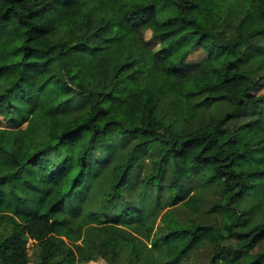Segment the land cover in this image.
<instances>
[{
    "label": "trees",
    "instance_id": "obj_1",
    "mask_svg": "<svg viewBox=\"0 0 264 264\" xmlns=\"http://www.w3.org/2000/svg\"><path fill=\"white\" fill-rule=\"evenodd\" d=\"M198 48L207 56L188 64ZM263 80L264 0H1L0 264H29L30 240L37 264H154L121 228L143 210L122 217L109 204L132 177L162 197L167 175L162 226L145 229L161 264H192L206 245L209 264H264V93L253 92ZM74 96L90 108L63 121ZM200 96L231 109L177 129L173 116L194 121ZM246 111L258 115L232 128ZM116 141L126 151L117 164L102 160L110 179L92 208H69L98 178L94 152ZM196 170L217 189L216 224L198 221L205 199L183 188Z\"/></svg>",
    "mask_w": 264,
    "mask_h": 264
},
{
    "label": "rangeland",
    "instance_id": "obj_2",
    "mask_svg": "<svg viewBox=\"0 0 264 264\" xmlns=\"http://www.w3.org/2000/svg\"><path fill=\"white\" fill-rule=\"evenodd\" d=\"M1 2V0H0ZM233 3L240 4V0H233ZM147 39L150 42V45L158 50L160 49V41L151 35L150 32L147 33ZM207 56V52L202 49L198 48L195 49L188 57V64H196L200 62L202 59H204ZM256 94L264 93V80L258 84L256 89L253 91ZM194 102L196 103L197 110H198V116L194 121H191L187 123L183 118H180V116L177 114V116H173V120L175 122V125L177 129L183 130V131H190L194 128L198 127L199 125H202L206 123L211 117H220L222 116L226 111L231 109L230 105L226 102H219L213 105L212 107H209L204 99V96L196 97L194 98ZM90 108V104L87 101H84L83 99L74 96L68 99L67 103L64 104V112L60 116L61 120L67 121L71 120L75 117H77L80 114L85 113ZM258 111H246L242 113L238 118H236L232 123L231 127L235 128L238 125H240L243 122H246L250 119H253L257 117ZM117 145L115 148H109L106 146L99 147L92 156V164L94 165L95 169L92 172V175L95 176L97 172L101 169L104 159H107L108 156L114 158L112 159L113 164L119 163V161L122 160L123 154L126 151V147L124 146V143L121 141H116ZM149 171V164L148 162L140 169V174L145 175ZM98 177V178H97ZM144 177V176H143ZM96 178H91L89 189L87 191L83 190L80 192L77 200L74 202H70L68 204V207H72L74 204L77 205V207H82L81 211L85 212L91 207L92 205V198L96 197L97 195H100L103 191V189L106 186V183H108L110 179V169L104 168L101 169L99 172V175H96ZM170 177L167 175L164 180H162L161 184L163 186L162 190V197H158L159 191L156 190L155 187L150 186L145 194L142 192V188L136 180L131 178L129 181V184L127 185L126 189L124 190V193L119 199H117L115 202H112L109 204V212L111 214L119 213L122 216V213L124 212V209L128 207H135V210H143V221L140 223H136L133 221H130L129 219H126L124 217L121 228L122 232L129 236L131 235L133 238L137 240L139 243V246L142 251L143 256L150 257L154 264H161L163 261V250L158 248H153L149 243L145 236V229L147 226L154 225L158 228L162 226V217L165 213L167 207H169V203L166 202V198L168 197L169 193L167 190V187L170 185ZM184 190L186 191H192V192H199L200 195L205 199V202L207 204V207L204 208V210L197 215V219L199 222L203 224H216L219 221V215L213 212L208 211L209 204L217 198V189L214 185H206L202 181V170H196L194 172V177L189 179L188 181L184 182ZM84 191L86 192L85 198L80 202L84 195ZM102 191V192H101ZM160 198V199H158ZM94 202L98 204V200L94 199ZM96 207V206H95ZM179 207V206H178ZM176 209V214L178 217L185 221L187 217L189 216V213L186 210H183L181 208ZM123 217V216H122ZM29 249V258L30 263L29 264H37L39 260V253H40V247L32 240H30L28 244ZM264 249V242H262L258 247L257 250H263ZM212 256V249L209 245L204 246L201 250L194 253L192 256V264H209V260ZM86 264H109L105 259L99 258L97 260L89 261Z\"/></svg>",
    "mask_w": 264,
    "mask_h": 264
}]
</instances>
